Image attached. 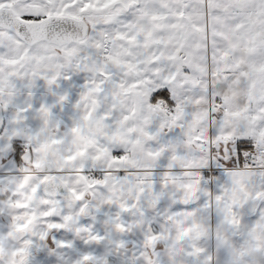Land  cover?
I'll list each match as a JSON object with an SVG mask.
<instances>
[{
  "label": "snow or ice",
  "instance_id": "6c2138e0",
  "mask_svg": "<svg viewBox=\"0 0 264 264\" xmlns=\"http://www.w3.org/2000/svg\"><path fill=\"white\" fill-rule=\"evenodd\" d=\"M0 264H264V0H0Z\"/></svg>",
  "mask_w": 264,
  "mask_h": 264
}]
</instances>
